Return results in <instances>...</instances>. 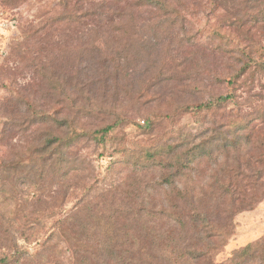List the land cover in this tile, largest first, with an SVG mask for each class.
I'll return each mask as SVG.
<instances>
[{
    "label": "rangeland",
    "instance_id": "374dc122",
    "mask_svg": "<svg viewBox=\"0 0 264 264\" xmlns=\"http://www.w3.org/2000/svg\"><path fill=\"white\" fill-rule=\"evenodd\" d=\"M186 1L190 10L181 12V22L176 17L167 21L172 15L138 12V22L132 23L134 27L122 34L116 44L102 38H97L96 42L90 39L93 23L88 18L81 34L76 29L60 30L53 26L52 29L46 21L61 11L55 0H0V166L9 150L15 152L20 146L30 149L35 143L44 141L53 128L57 129L50 124L30 128L25 133L20 115L26 114L28 99L43 110H57L59 116H72L78 127L86 130L113 124L119 117L127 118V122L110 133L100 147L82 143L68 149V157L74 159L78 167L64 180V185L53 171L44 181L29 180L16 187L6 182L11 199L0 203L5 214L13 219L36 213L38 218L28 217L27 220L48 222L43 231V223L36 227L42 231L37 234L39 239H33L30 244L20 239L31 252L40 248L52 222L62 214L60 203L64 204L63 213H66L88 199L91 193L93 197L103 191L106 195L100 203L106 204L107 215H113V210L122 205L146 208L148 212L144 217L150 215L156 221L148 227L154 225L157 234L166 232L170 222L160 215L166 205L171 204L174 214L185 211L186 204L178 200L169 202L165 198V192L177 193L171 191L170 186L163 188L166 182H159L162 175L152 162L145 163L144 150L159 142L183 143L181 145L187 149L209 142L210 151H213L227 141L234 142L230 134L224 136V133L230 121L238 120L247 124L244 132L251 133L246 150L233 152L230 147V156L228 151L215 152L198 164L195 171L189 172L180 185L182 189L195 188L196 204L191 200L186 215L194 214L192 208L196 206L212 216L218 234L232 230L226 245L213 253L214 264H224L237 251L258 243L261 246L245 264H264V74L250 75L245 81L246 75L235 88L225 81L240 67L237 58L245 62L249 57L264 61V21L256 24L254 20L246 27L228 28L230 22L248 20L246 15L261 17L263 14L258 13V8L264 10V0L259 6L256 0L248 4L244 0H234L216 10L211 0ZM91 2L86 7H90ZM214 29L228 40L214 35ZM104 30L109 31V25ZM27 32L32 35L29 42L23 36ZM193 40L209 51L206 53L196 47ZM94 47L97 50H93ZM229 48L245 52L234 55L229 53ZM35 57L39 59L31 60ZM36 64H50L56 68L47 73L36 69ZM59 75H65L62 82H68L65 86L71 94L73 87L85 89L88 99L79 98L77 104L92 107L93 113L76 114V110L64 102L65 96L51 95L50 90L54 89L51 79L55 82ZM231 93L237 99L223 107L211 110L201 107L213 97ZM182 106H190L191 110L173 119L166 117ZM21 112L23 114L19 115ZM148 119L154 121V130L145 134L141 127ZM8 121L16 123H6ZM237 153L242 157H233ZM238 162L246 175L241 188L247 194L246 200L219 199L216 189L222 184L219 179L223 171L229 175V169L238 168ZM72 166L69 163L68 169ZM151 187L158 188L154 192ZM109 190L111 195L107 193ZM173 205L180 209L174 210ZM49 206L56 210L47 213ZM192 235L191 230L186 237L187 243ZM59 253L57 258L53 254L49 264H69L70 253L66 249H60Z\"/></svg>",
    "mask_w": 264,
    "mask_h": 264
},
{
    "label": "trees",
    "instance_id": "16d2710c",
    "mask_svg": "<svg viewBox=\"0 0 264 264\" xmlns=\"http://www.w3.org/2000/svg\"><path fill=\"white\" fill-rule=\"evenodd\" d=\"M231 1L234 0H211V4L216 10L217 7L228 6ZM55 2L58 3L57 6L61 11L46 21L52 29L53 27H58L60 30L62 28L76 29L81 34L84 22L88 18L93 23V28L90 30V39L96 42L97 38H102L116 44L122 34L129 32L134 27L132 23L138 22L136 18L138 12L147 11L165 17L172 15L168 17L167 21H172L173 17H176L181 22L180 18H183L181 12L190 10L186 0H100L96 3L91 2V0H55ZM88 2H91L90 7H86ZM244 2L248 4L250 0H244ZM256 2L259 6V2L262 1L256 0ZM9 3H12V1ZM193 8H197V6H193ZM84 9H86L85 12ZM258 13L263 15L259 18L254 15H246L248 20H237L236 23L230 22L228 28L232 30L236 26L246 27L248 22L254 20L256 24H259L264 21V10L258 8ZM178 21L175 22V25ZM107 25L110 27L109 31L104 30ZM213 33L220 39L228 40L227 37L221 36L215 29ZM23 36L26 38V42L32 39V35L28 32ZM193 43L206 53L209 51L204 45H200L194 40ZM93 50H97V48L94 47ZM227 50L233 54L245 52L244 50L236 51L230 48ZM219 51L223 50L220 49ZM234 55L233 57L236 58ZM35 58H31V60L39 59L38 57ZM236 60L240 67L237 70L235 69V75L233 74L229 79H225L230 87L235 88L234 86H237L238 81L246 75L245 81L248 80L250 75L264 74V61H254L250 57L246 62L239 58ZM251 62L255 65L251 66ZM34 66L36 69L47 73L56 68L50 64L43 66L36 64ZM179 67L181 66L179 65ZM252 69L254 71L249 72ZM63 76L65 75H59L55 82L51 79L54 87L50 90L51 95H56V97L65 96L64 102L67 103L70 109H75L76 114L90 115L93 113L94 109L92 107L77 104L79 98L88 99L89 95L85 92V89L79 86L73 87V94H71L65 86L68 82H62ZM24 99L26 100V98ZM236 99L234 93L229 96L220 95L216 98L213 97L211 101L201 107L211 110L213 107H223L231 100ZM26 101L28 106L26 114H23V112L18 113L19 115L23 114L20 115V117H23V123L20 125L24 126L25 133L31 129L50 124L56 125L57 129L52 127L54 131L48 132L44 141L35 143L30 149L25 150V147L20 146L15 152L9 150L5 153L3 164L0 166V203L11 199L9 198L11 191L8 189L6 182L16 187L21 182L29 180L44 181L49 172L53 171L54 175L60 176L64 185V180L70 178L72 172H75L78 167L76 161L68 157V149L82 143L100 147L102 143L106 142V138L110 133L127 122V118L119 117L113 124L105 125L96 130H86L78 127L75 118L72 116H59L57 110L54 112L46 111L30 99ZM189 110H191L190 106L178 107L166 114V117L173 119ZM262 120H264V116ZM6 123L13 124L16 122L8 121ZM153 123L154 121L151 119L145 121L144 126L141 127L145 134L153 132ZM228 126L229 129L224 133V136L227 133L230 134L229 136L234 138V142L230 140L231 143H228L227 141L224 146L218 145L213 151H210L209 142L196 145L191 149L181 145L183 143L160 144L159 142L144 150L145 163L152 162L155 169L159 170L162 175L159 182H166L163 188L170 186L171 191L177 193V195H172L165 192V198L169 202L178 200L185 203V211H187L188 207L191 208V200L196 204V197L193 196L195 188L186 187L182 189L180 181L187 178L189 172L195 171L198 164L215 152L228 151V156H230L232 155L229 150L230 147L233 152L246 150V146L250 144L252 139L251 133L244 132L247 124L243 121L232 120ZM23 131L22 129L21 132ZM262 132H264V129H262ZM233 155L238 159L242 157L240 153ZM69 163L73 164L70 170L68 169ZM240 165H238V168L229 169V175H226L223 171V177L219 179L222 184L216 189L219 199L233 200V202H244L246 200L247 194L241 189L242 181L246 175H244ZM259 173L257 172V174ZM225 179L227 181L223 184ZM159 182L158 186L160 185ZM176 183L178 184L176 185ZM157 188L151 187V191L156 192ZM105 192H98L93 197L91 193L88 199L76 204L66 213H63L64 204L60 203L62 214L52 222V226L46 233V239L39 244L40 248L34 252L21 244V240L30 244L33 239H39L37 234L43 231L48 222L46 224L44 221L27 220L28 217L38 218L36 213L12 219L0 208V264H49L51 257L54 256L53 254L56 258L60 255V249H66L70 253L69 264H182L184 262L203 264V261L214 264L213 253L225 246V242L231 237L232 230L218 234L212 216H209L200 208L193 207L194 214L186 215L185 211L172 214L170 203L169 206L166 205L163 214H160L162 217L167 218L166 220L168 223L170 222V226L166 232L157 234L154 225L151 228L148 227L156 221L150 215L144 217L145 212H148L146 208L137 209L133 206L122 205L113 210V215H107L108 212L104 209L106 204L102 206V203H100L106 195ZM148 192L150 193V191ZM107 193L112 194L110 190ZM173 207L174 210L180 209L178 205H173ZM55 210L56 207L49 206L47 213ZM84 216H86V219H84ZM42 223V231H39L41 228L36 227L41 226ZM189 226L191 228L188 230ZM191 230L193 231L192 240L187 243L186 237ZM20 234H22V237ZM260 246V243L248 245L237 251L224 264H245V261L252 257ZM62 264L64 263L62 262Z\"/></svg>",
    "mask_w": 264,
    "mask_h": 264
}]
</instances>
